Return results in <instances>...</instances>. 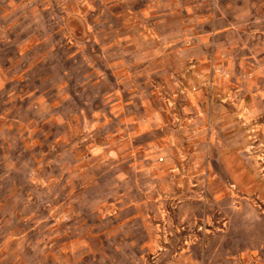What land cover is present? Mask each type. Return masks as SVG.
Instances as JSON below:
<instances>
[{"label":"rangeland","instance_id":"rangeland-1","mask_svg":"<svg viewBox=\"0 0 264 264\" xmlns=\"http://www.w3.org/2000/svg\"><path fill=\"white\" fill-rule=\"evenodd\" d=\"M0 264H264V0H0Z\"/></svg>","mask_w":264,"mask_h":264},{"label":"crops","instance_id":"crops-1","mask_svg":"<svg viewBox=\"0 0 264 264\" xmlns=\"http://www.w3.org/2000/svg\"><path fill=\"white\" fill-rule=\"evenodd\" d=\"M227 256H225V258H226ZM226 260V259H225Z\"/></svg>","mask_w":264,"mask_h":264}]
</instances>
